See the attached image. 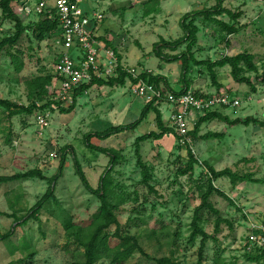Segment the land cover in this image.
<instances>
[{
	"label": "rangeland",
	"instance_id": "374dc122",
	"mask_svg": "<svg viewBox=\"0 0 264 264\" xmlns=\"http://www.w3.org/2000/svg\"><path fill=\"white\" fill-rule=\"evenodd\" d=\"M101 1L106 5L101 6L104 8L101 9L103 14L106 13L102 24L110 25L113 17L115 34L121 36L117 48L123 64L136 69L137 73L145 69L162 74L175 90H181V63L162 62L152 54L154 44L161 37L169 40L179 38L183 34L181 17L194 9L212 6L216 0H166L162 5L163 11L152 15L145 14L141 0ZM132 3L135 5L131 7ZM90 5V0H87L86 8ZM157 5L154 2L148 6L154 8ZM225 6L234 11H243L240 22L244 28L229 37L231 42L227 46L219 40L214 25L200 21L201 50L196 55L199 59L215 60L244 51L254 54V61L260 70L248 75L257 90L252 91L250 85L236 81L230 66L217 69L221 91L213 84L208 69L199 66L192 67L191 87L207 95L220 91L238 97L241 105L224 109L231 119L253 116L264 121V0H226ZM2 13L0 6V42L15 31V23L4 19ZM221 18L230 19L227 15ZM24 20L25 23L34 22L35 17H25ZM8 48L2 54L0 98L29 105L34 97L30 94L28 81L46 71L53 72L58 48L53 39L39 43L32 36H26L20 47L11 49L17 53L21 48L24 53L21 56L24 62L21 72L16 71L11 56L7 54ZM101 53L105 63H108L110 58L105 50ZM161 64L165 68L162 69ZM135 87L131 80L125 86L95 85L79 97L76 109L71 113L48 108L44 112L22 113L8 118L4 108H0V176L39 168L49 179L59 170L63 148L70 146L63 176L57 183V202L48 201L39 212V219L31 218L20 225L15 223L14 217L0 214V233H6L16 225L13 236L0 241V264H72L82 258L83 248L74 242V238L69 239L65 225H87L98 210L100 200L84 187L76 174L74 155L78 157L91 184L98 187L101 175L109 166L110 156L90 150L84 136L92 130H105L112 124H129L137 120L150 98L136 95ZM126 103L129 104L127 108ZM70 104L71 101L63 105L69 107ZM160 106L166 125L173 127L172 106L167 99ZM39 113H49L48 126L38 123ZM200 115L193 114L189 124L191 130ZM125 116L127 120H124ZM155 119L156 114L151 112L136 129L107 139H93L96 145L116 148L122 155L112 174L115 192L124 199L120 202L119 198L115 199L119 205L117 213L123 231L136 234L151 256L174 255L182 264H264V261H250L244 255L253 224H264V127L254 123L230 125L220 120L203 124L199 137L189 135L191 141L188 145L199 163L195 165L192 175L185 176L178 175L177 171L188 160L187 144L180 142L174 133L143 141L141 153L152 169L151 184L157 190V193H153L142 181V167L138 164L135 141L144 133L158 130ZM208 132L222 135L209 139L200 137ZM205 162L217 170L231 168L240 174H252L261 181L237 185L228 177L214 181L235 202L232 204L218 194L211 198L221 215L232 222L233 228L228 222H223L216 232V217L206 214L207 220L204 219L202 225L209 234L216 235L217 240H208L204 260L199 262L201 238L192 243L190 235L194 210L201 203L197 186L206 179L205 173L208 171ZM48 179L36 177L1 183L0 211L16 213L19 217L27 215L48 191ZM111 231L115 232L116 226ZM97 264L108 262L101 260ZM124 264L155 262L137 252Z\"/></svg>",
	"mask_w": 264,
	"mask_h": 264
},
{
	"label": "trees",
	"instance_id": "16d2710c",
	"mask_svg": "<svg viewBox=\"0 0 264 264\" xmlns=\"http://www.w3.org/2000/svg\"><path fill=\"white\" fill-rule=\"evenodd\" d=\"M161 0H147L145 6V14L149 15L156 11V7L150 8L149 3L157 2ZM226 0H216V3L212 6L205 7L202 9H194L187 12L181 17L180 26L182 28L183 34L174 40L166 39L161 37V39L154 44L152 54L161 59L165 63H181V79L183 82V88L179 91L175 90L168 78L162 74H155L152 71L146 70L139 73L138 76H134L121 63V55L117 52V48L105 42L109 48L116 53L119 61V67L117 74L109 77H96L89 83H84L80 87L75 88L71 104L69 107H65L63 101L56 99L57 86L58 83L55 82V75L53 72H45L44 74L37 75L28 81V88L30 94L33 95L34 99L29 105L16 104L9 99L0 98V108H4L7 112L8 118L13 116L28 113L32 114L36 111L44 112L48 108L51 110L59 109L62 113H71L76 109L79 97L87 93L93 86H125L129 80L134 84H139L141 81L146 82L149 86H152L157 92L161 93L160 96H154L152 99L148 100L145 104L141 116L129 123V124H118L110 125L105 130H92L85 134L84 140L87 147L95 152L103 153L110 156L109 166L105 172L100 177V182L98 187H94L83 166L81 165L78 157H75L76 174L79 175L84 187L93 195L97 196L100 200V206L98 210L91 216L87 225H78L74 223H66L67 236L69 239L74 238V242L81 248H83L82 258L75 260L72 264H97L99 261L103 260L108 262V264H124L129 259H131L137 252L142 256L149 258L155 262V264H182V262L174 255L153 257L142 245L140 238L136 234H131L123 231L119 216L117 213L118 202L115 199L119 198V202L124 200L120 195L115 192L113 170L117 163L122 158L121 152L112 147L98 146L94 143V138L107 139L113 135L120 134L124 131L130 129H136L140 124L147 119L151 112L156 114V125L158 130H152L148 133H144L136 138V153L138 155V164L142 167L143 173V183L148 186L149 191L157 193L156 188L151 184L153 179V173L151 167L143 160L141 153V143L150 139H160L166 133H174L176 138L179 140L178 134L173 127L166 125L163 119V112L160 109V105L163 100H168L169 93H174L180 95L187 90L191 89L193 83V78L191 77L192 67H206L210 72L213 84L218 87L221 91L222 84L219 82V76L217 69L223 68L225 66L231 67V73L233 78L240 82L250 85L252 91H256V86L248 75L249 72L258 73L260 68L258 64L254 61L255 55L249 53L248 51L241 52L237 55H224L218 59L206 58L199 59L196 55L198 50H201L199 46L201 26L199 22L202 21L205 24L214 25L215 29L219 34V40L224 42L227 46L230 45V36L237 34L244 28L241 24L240 19L243 16V11H234L231 8L225 6ZM0 6L2 8V14L4 19H9L15 23V31L9 33L0 42V71L2 68V54L5 48H8V55L11 56L12 63L15 65L16 71L21 72L24 68V62L21 56L24 54L21 48L17 50V53H13L11 49L16 46L23 44L24 38L27 36H32L37 42L41 43L49 39H53L57 33L60 32L61 22L56 14L52 18L50 16H41L39 20L34 22L25 23L24 16L21 15L17 8L16 0H1ZM229 16V21L221 18L222 16ZM1 28V24H0ZM99 40L103 39L97 37ZM184 47L182 50H180ZM163 65V64H161ZM55 85V89H51L50 86ZM196 94H201L203 96L207 95L199 90L194 89ZM220 91L217 94H222ZM166 92H169L166 94ZM45 102L41 103L42 101ZM226 107H217L211 111L200 113L198 121L195 123L193 130L189 132L190 136L199 137L201 127L203 124L220 120L229 123L230 125L245 124L250 125L254 123L261 127H264V121L259 120L256 117L250 116L245 119L235 118L231 119L228 114H225L224 109ZM217 133L208 132L202 135L203 139H209L216 137ZM189 144V143H188ZM187 144L188 149V160L185 165L178 168V175H192L195 170V165L199 163L192 148ZM180 147V146H179ZM70 146L63 148V152L60 158L59 170L51 178H47L44 172L39 168H33L25 172H18L12 175H2L0 176L1 183H9L18 180H26L30 178H41L48 179L50 182V187L48 191L37 201L33 208L29 211L27 215L19 217L16 213L9 214L7 212L0 211V214L7 215L15 218V223L17 225L26 223L31 218L39 219V212L42 210L44 205L48 201L54 200L58 201L56 194L57 183L59 179L63 176L64 169L67 162V150ZM208 169L205 173L206 179L198 184L197 189L199 193V198L201 203L195 208L193 220H192V232L190 235V241L192 243L196 242L198 238L200 239L199 247V262L204 260V253L208 243L211 238L217 240L216 235L209 234L203 227L202 222L204 219L207 220L206 214L213 215L216 217V232L220 230L223 222H228L230 227L233 228L231 221L225 219L221 215V211L215 207L211 198L213 195L218 194L226 199H228L232 204L234 200L229 197L221 188L214 184V181L222 177H228L231 179L234 185L239 183H244L248 181L260 182L252 176V174H240L233 171L231 168H226L223 170H217L214 166L205 162ZM116 226V231L112 232L111 228ZM16 225L11 228L6 233H0V241L10 239L15 231ZM245 257L250 261H256L261 263L264 261V251L255 248L251 252L247 251L244 253ZM10 264H13L12 262Z\"/></svg>",
	"mask_w": 264,
	"mask_h": 264
},
{
	"label": "built area",
	"instance_id": "2783aa9c",
	"mask_svg": "<svg viewBox=\"0 0 264 264\" xmlns=\"http://www.w3.org/2000/svg\"><path fill=\"white\" fill-rule=\"evenodd\" d=\"M18 11L24 17H35L56 14L61 22L60 32L53 38L58 51L55 55L53 74L58 83L56 99L63 103L72 100L75 88L91 82L96 77H109L117 74L119 61L112 48L99 40L96 27L104 17L101 12L86 8L87 0H16ZM102 50L110 58L108 63L103 59ZM125 67V66H124ZM128 72L138 76L136 69L125 67ZM55 89V85L50 86ZM135 94L152 99L160 96L152 86L141 81L135 87ZM168 103L172 106L171 125L178 134L180 142L190 143L189 127L193 114L211 111L217 107H238V97L222 94H196L194 89L176 95L169 93ZM49 113H39L37 121L42 126L49 125ZM251 235L247 238L246 251L258 248L264 251V224H253Z\"/></svg>",
	"mask_w": 264,
	"mask_h": 264
},
{
	"label": "crops",
	"instance_id": "0c3cea01",
	"mask_svg": "<svg viewBox=\"0 0 264 264\" xmlns=\"http://www.w3.org/2000/svg\"><path fill=\"white\" fill-rule=\"evenodd\" d=\"M166 0H161L159 3H158V5H157V9H156V11H154L152 14H156V13H160L161 11H163V4H164V2H165ZM147 2V0H141V3H142V5H143V8H145V9H147L148 7H146L145 6V3ZM104 3H105V1H104ZM90 7H89V10H91V11H93V12H101V13H104V11H102L101 9H104V8H101V6H106V5H103L102 4V1L101 0H90ZM102 4V5H101ZM133 5H135V3H132V5H131V7L133 6ZM109 7V6H108ZM151 14V15H152ZM104 16L106 15V13L105 14H103ZM106 17V16H105ZM105 18L103 17L100 21H99V23L97 24V27H96V34H97V36L98 37H101V38H103V39H101V41L103 42V44H105L107 47H108V45L105 43V42H109L110 44H113L116 48H117V44L120 42V40L119 39H121L120 37H118L117 36V34H115V26L113 27L112 25H113V23H114V20H113V17H112V23L110 24V25H105V24H102V22H103V20H104ZM105 21V20H104ZM122 31V30H121ZM127 31V30H126ZM123 32V31H122ZM124 39V38H123ZM118 41V42H117ZM117 42V43H116ZM116 43V44H115ZM111 48H113V47H111ZM117 52L120 54V50L117 48ZM121 59L123 60V58L121 57ZM122 60H121V63L123 64V62H122ZM142 63H143V61H142ZM124 65V64H123ZM125 67H127V65H124ZM162 69L163 68H165V65L163 64L162 66ZM143 71H146L145 69H143ZM151 71V70H150ZM129 82V81H128ZM127 82V83H128ZM137 95V94H136ZM130 100V99H129ZM127 104L128 103H126V105H125V108H127L126 106H127ZM129 105V104H128ZM132 106V105H131ZM160 109H162V107L160 106ZM163 110V109H162ZM163 112V111H162ZM164 113V112H163ZM118 117H119V113H118V115H117ZM127 116H125L124 117V120H127ZM114 124H115V122H113ZM121 123H126V122H121Z\"/></svg>",
	"mask_w": 264,
	"mask_h": 264
}]
</instances>
